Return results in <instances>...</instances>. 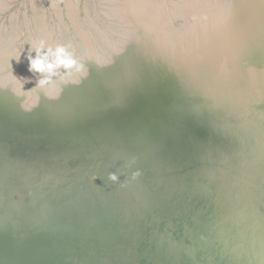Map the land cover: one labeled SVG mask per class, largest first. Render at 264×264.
<instances>
[{
	"label": "water",
	"instance_id": "1",
	"mask_svg": "<svg viewBox=\"0 0 264 264\" xmlns=\"http://www.w3.org/2000/svg\"><path fill=\"white\" fill-rule=\"evenodd\" d=\"M207 5L190 4L171 31L134 21L119 49L90 51L53 89L0 80V264L101 259L103 246L82 242L105 220L127 264H264V146L252 157L244 127L223 126L233 106L264 102V68L247 65L264 53V6ZM231 10L215 50L183 39L194 14ZM173 134V156L172 145L156 154ZM130 156L137 167L120 180L142 174L117 214L124 188L106 177Z\"/></svg>",
	"mask_w": 264,
	"mask_h": 264
},
{
	"label": "bare ground",
	"instance_id": "2",
	"mask_svg": "<svg viewBox=\"0 0 264 264\" xmlns=\"http://www.w3.org/2000/svg\"><path fill=\"white\" fill-rule=\"evenodd\" d=\"M10 1L11 0H3V2H2V0H1V2L3 4H5V5H9V2ZM183 1L184 0H180V1L173 0V2H176V3L179 2L180 3L179 5H182V6L186 5L185 6L186 9H190L189 8V5L190 4H194V5L195 4H198V0H194V1L192 0L190 2L189 1H185L186 3H184ZM48 2L50 4V6H52L54 8V12L57 15L58 9L56 7V1L55 0H48ZM77 2H78V0H66V5L71 9V11L67 13V15L71 14L73 11L74 12L77 11V7H76L77 6ZM99 2H100V4L102 6H105L107 3L108 4L111 3V4H114L115 5L114 8H112V9L115 10L114 15H116L115 16L116 18L119 17V16L117 17V15H120V18H119L120 21H122V22L124 21L127 26L128 25L130 26V30L128 31L129 33L132 31V29L134 27L132 25L133 22L134 21H137V20L139 22H141L142 20L148 22L149 26H151L154 30H157V31L158 30L159 31H163V29L166 30V31L167 30L168 31H171V30H174L175 28L177 29L178 27H181L183 20H186L188 18V16H189L188 13H186L185 16L183 15V17H181V19L179 18L180 16H178L180 22H178V24L175 25L174 28H172L173 26H172L171 23H173V18L172 17H169V16H168L169 18H167V17L164 18L163 16L161 17V15L159 14L160 13L159 12V7L156 6L155 0H105L106 3H102V0H99ZM168 3L169 2H167L165 4L169 6ZM171 3H172V1H171ZM177 5H178V3H177ZM201 5L199 7H201ZM1 6L2 5L0 3V12L2 11ZM38 6H39V2L37 0L36 1H33L32 7H33L34 11H36L35 12V15L33 16L34 22L33 23H30L29 22L30 20H29L28 21L29 23H27V24L26 23H24V24L22 23L24 25L23 28L27 29L26 27H28L27 30L30 31V33L28 32V34H25L24 31H21V38L17 37L18 36V33H19L18 32L19 31V27L16 25L15 22L13 23L14 26L11 24V26L9 27V29H12L13 28L11 31L8 30L7 32H5L4 31L5 29L4 30L0 29V42H1L0 43V70H1V67H2L3 64L9 63V62L5 61V59H7L6 58L7 57V54L8 55L9 54H13L12 51L14 49L17 50V48H20V49H18L20 66L23 67V69H24V70H21L22 73H21V71L20 72H17L16 71L17 69L15 70V68H14L13 71L12 70H9L10 72L8 70L7 71L5 70L4 73H2L0 71V80H1V78H5L7 80L9 79L10 81L13 80L17 87L18 86H21V84L24 83V79H27V74L25 73V69L27 67H29V60L26 58L27 57L28 50L29 49H32V48L35 49L36 47H39L41 40L43 41V39H42L43 37H44V40L45 41L48 39L49 42H50V39H52V40L54 39V38H46L45 33L51 35V34H53V32H57V34L60 31L64 32V26H63L62 22L57 23V25H55L56 24L55 23L52 26L51 25H48L46 22H44L45 24H43V22L41 21L43 19L41 18L40 11L38 13ZM203 7H204V5H203ZM174 10H175V8H174ZM161 11H162V9H161ZM116 12H118V13H116ZM104 15L106 16V14H104ZM165 16H167V15H165ZM234 16L235 15H234V13H233L232 10L231 11H228L226 13L219 14V15L211 14V15H203L202 16L201 14H194L191 17V19H190V21L188 23V24H190L192 26V28H189V29H191L190 31H187L186 30L185 35H183V39H186L188 37H190V39H193V38H196V36H197V37H199L200 41H195L196 43L195 42L190 43L189 47L193 43H195L194 46L197 45L198 43H200L198 45L199 47H201V48L198 49L199 52H201V50L203 48V45L204 46H207V45L210 46V45H212L213 46L212 49H213L216 46H219L218 44H222V40H220V39L223 38V35H225V34H227L229 32L228 31L229 29H227L226 27L229 25V23L232 22V20H234ZM12 18H14V17H12ZM70 20H71V22H74L75 23L76 17L74 16V14H73L72 19H70ZM37 22H38L40 28H37L36 27V24L35 23H37ZM124 22L121 23V24H124ZM161 22L164 23L165 25L162 24ZM101 24H103V23L101 22ZM72 25H73V28L76 30V32H80V33L83 32L84 34H86L87 36H89V38H91V39L94 37V34H96V32H95L93 34V37H92V35H91L92 33L90 32L91 30H89V29L87 30L86 29V25H85V27H83L84 25H81V24H72ZM190 25H189V27H190ZM127 26H126V28H127ZM81 27H82V30H81ZM57 28H58V31H57ZM90 28L93 29L92 27H90ZM108 28H110V27H108ZM195 28L198 31L196 34L192 33L193 30H195ZM41 29H42V32L43 33L41 32ZM86 31H89V33L87 34ZM105 31H106V29H105ZM255 32L258 33V34L259 33H263L264 32V24H259L258 25V29ZM41 34L43 36H41ZM55 35H56V33H55ZM47 37H49V36H47ZM219 37H221V38L218 39ZM40 38H41V40H40ZM55 38L56 39H54V40L55 41L57 40V44H59V40L60 39L58 40L57 37H55ZM117 38H119V37H117ZM125 38H126V36L123 37V38H121L119 40V44ZM7 40H9V42H7ZM201 40H203V41H201ZM217 40H219V41H217ZM68 41H69V39H68ZM49 42H48V44H49ZM37 43H38V46H37ZM61 45H62V42H61ZM73 45H71V46H73ZM93 45H95V44H93ZM111 46L112 47H115L113 45H111ZM110 48L108 47V49H110ZM72 49H73V47H72ZM5 50H7L6 51V54H4V51ZM213 50H215V49H213ZM16 52L17 51H15L14 54ZM74 52H75V50H74ZM106 52H107V50H106ZM31 55L33 57L35 56L34 53H31ZM15 57L16 56H14V58H13L14 60H16L18 56L16 58ZM72 58H75V57H72ZM14 63L16 64L17 62H14ZM251 64L249 63L247 65H251ZM74 69H77V70H74ZM78 69L79 70H82V67H78V62H76V65L74 66V68H72L71 70H69L70 71V75H68L66 77H63V78H67V77L70 78L72 76V74H74L73 73L74 71H76L77 73H79L80 71ZM63 71H64L63 69H60L59 72H58V75L54 79L56 80V79H59L60 77H62ZM13 75H16L17 77L18 76H20V77L22 76V80H20L19 78H17V79L14 80V76ZM74 76H75V74H74ZM11 77H12V79H10ZM7 80H5V81H7ZM27 84H28V82L27 83H24V90H26L27 88H29V86ZM55 84L56 83H54L53 85L44 86V87L46 89H53L55 87ZM233 107L235 108L234 110L233 109L230 110V111L228 110L227 112L224 113V115L225 116L231 115V116L241 117L242 118L241 121L243 123L242 124L243 126H238L234 121H227L226 123L224 122L223 126L224 127H226V126L229 127L230 130H233V128H237V127H244L243 128V134H245V137H247V145L249 147L250 154H251L250 156L253 157L254 150L257 147L264 146V102H262V103L258 102L257 104H254L251 107L248 106V108L245 107V108H247L249 110L248 113H246L247 111L244 108L243 109H241V108L239 109L238 106H233ZM188 135H189V132H183V134H182L183 141H185V142L187 141V139L189 137ZM179 138L181 139V136H178L177 137V135H175V134H173L172 136L170 135L167 138V140H170V141L164 142L162 149L156 150V154L157 153L158 154L161 153L163 151V148H167V147H170L172 145V149H171L172 151H171V154L170 155L173 156V151L176 150L177 147H175L173 144H171V142L173 140L179 141ZM251 151H253V152H251ZM133 167H137V165H134ZM121 170H123V168ZM123 171H125V170H123ZM130 187L131 186H129V185H127V187H123L124 188L123 191H122L123 192V195L119 196V199H118V202H117L118 204L115 207V212L117 214L122 209V206L119 205V203L122 202L121 198L124 195H128L129 194V190H127V188H130ZM122 192H121V194H122ZM101 224L103 226L102 227V233H101V235L100 234H98V236L96 235V237L93 240H91L89 238H85L82 243L86 247H91L93 242H97L100 245V247L103 246L105 248V251L102 252V254H103L102 256L103 257L101 256L102 257L101 259L92 258V259H89V260H85L84 264L85 263L86 264H127V259L125 257H119L118 256L119 255V251H118V246L115 243V234L111 230V228H112V222L110 220H105V222H101ZM71 239H72V237H71ZM72 247H76L77 249L80 248L77 245H74ZM82 259L83 258H80L81 261H82Z\"/></svg>",
	"mask_w": 264,
	"mask_h": 264
},
{
	"label": "rangeland",
	"instance_id": "3",
	"mask_svg": "<svg viewBox=\"0 0 264 264\" xmlns=\"http://www.w3.org/2000/svg\"><path fill=\"white\" fill-rule=\"evenodd\" d=\"M33 1H36V0H11L9 5H5V4L2 3L3 0H2V2L0 0V3L2 5L1 6L2 11L0 12V29H2V30L5 29L4 30L5 32H7L8 30L11 31L13 28L9 29V27L11 26V24L14 26L13 23L15 22L16 25L19 27V31H18L19 33H18L17 37L21 38V31H24L25 34H28V32L30 33V31L27 30L28 27H26L27 29L23 28L24 27L23 24L24 23L27 24L29 22L30 23L34 22L33 16L35 15L36 11H34V9L32 7ZM37 1L39 2L38 13L40 11L41 18L43 19V20H41V19L40 20L43 22V24H45L44 22H46L48 25L52 26L55 23H56L55 25H57V23L62 22V24L64 26V32L60 31L61 33L59 32L58 34H57V32H53V34H51V35L45 33L46 38H54V39H56L55 37H57L58 40L60 39L59 40V44H57V40L55 41L54 39L53 40L50 39V42H49L48 39L45 41L44 37H43L42 38L43 41L46 42L45 46L46 47L50 46V47H52L54 49L57 46H60L61 42H62L61 46H64L66 48V51L71 55V57H75L73 59L75 61L77 60L76 62H78V67H81L82 60L85 58V56L88 55V53H90V51H92V53H95V55L100 57V59L102 57L104 58L107 55L106 50H108V47L110 48V47H112L111 45H113V46H115V47H112L113 49H115V50L119 49L126 42L127 39L122 40V42H120V44H119V40L121 38L125 37V36L126 37L129 36V35L127 36V34L129 33L128 31L130 30V26L129 25L127 26L124 21H123L124 24H121L123 22L120 21V19H119L120 15H117V17L119 16L118 18L115 17L116 16V15H114L115 10L112 9L115 6L114 4H111V3L108 4L107 3L105 6H102L100 4L99 0H78L77 6H76L77 7V11H75V12L73 11L74 16L76 17V20H75V23H74V22H71V20H70V14L67 15V13L71 11V9L66 5V0H55L56 1V7L58 9L57 15L54 12V8L52 6H50L48 0H37ZM171 1H172V3H171ZM171 1L170 0H163V1L162 0H155L156 6L159 7V12H160L159 14L161 15V17L163 16L164 18H166V17L167 18H169V17L173 18V23L174 22L175 23L174 24L171 23V24L173 26L172 28H174L175 25H177L178 22H180L179 18L181 19V17H183V15L185 16V14L187 13L188 9L185 8L186 5H184V6L179 5L180 4L179 2H177L178 3V5H177L176 2H173V0H171ZM176 1H180V0H176ZM185 1H189L190 2L192 0H184L183 2L186 3ZM216 1L218 2L219 0H198V4L199 5L198 4H195V5L197 7H199L201 4H202L201 6H203V5L205 6L207 4L208 5H214L216 3ZM167 2H169L168 3L169 6L165 4ZM102 3H106L105 0H102ZM21 5H23V7ZM174 8H175V10H174ZM161 9H162L163 12L161 11ZM116 13H118V12H116ZM104 14H106V16ZM165 15H167V16H165ZM178 16H180V17L178 18ZM12 17H14V18H12ZM51 17H52V20H53L52 22L50 20ZM235 17H236V14L234 16V20H232V22L229 23V25L226 27L227 29L232 28V27L234 28V22L236 20ZM38 22L35 23V24H36L37 28H40ZM101 22L103 24H101ZM72 24H81V25H84L83 27H85V25H86V29L87 30L88 29L91 30L90 32L92 33L91 34L92 37H93V34L95 32H96V34H94V37L91 39V38H89V36H87L83 32H81V33L80 32H76V30L73 28ZM162 24H164V23H162ZM126 26H127V28H126ZM90 27H92L93 29H91ZM108 27H110V28H108ZM105 29H106V31H105ZM81 30H82V27H81ZM57 31H58V28H57ZM41 32H42V29H41ZM86 32H87V34L89 33V31H86ZM55 33H56V35H55ZM41 36H43V35L41 34ZM47 36H49V37H47ZM117 37H119V38H117ZM220 38L221 37H219L218 39H220ZM68 39H69V41H68ZM40 40H41V38H40ZM217 41H219V40H217ZM7 42H9V40H7ZM48 42H49V44H48ZM93 44H95V45H93ZM71 45H73V46H71ZM37 46H38V43H37ZM72 47H73V49H72ZM18 49H20V48H17V50L14 49L12 51L13 54H14L15 51H17L14 55L13 54H9V55L7 54V57H6L7 59H5V61H7L9 63L3 64L4 66L2 65L1 70H0L2 73H4L5 70L6 71L7 70L8 71L9 70L13 71L14 68H15V70L17 69L16 70L17 72H20L21 70H24L23 67L20 66L19 61H16L17 59H19ZM74 50H75V52H74ZM6 51L7 50L4 51V54H6ZM32 53L35 54V52H32ZM14 56H16V57L18 56L16 60L13 59ZM14 62H17L18 64L17 63L15 64ZM251 62H253L255 64L252 63L250 66H253V67L257 66L259 68L260 67L264 68V53L261 54L260 56H257L256 59L252 60ZM256 64H258V65H256ZM28 69H29V67H27L25 69V73L27 74V80H28V84L27 85L30 87V84H31L32 80H34L33 79V75L34 74L36 75L37 73H32ZM74 70H77V69H74ZM21 73H22V71H21ZM73 73L76 74L77 72L74 71ZM74 74H72V76L70 78H72L74 76ZM37 75L39 76L40 74H37ZM14 76H16V75H14ZM17 78H14V80L17 79ZM39 78H40V76H39ZM10 79H12V77ZM4 80H7V79L4 78ZM21 80H22V78H21ZM58 80L59 79H56L55 83H57ZM11 81H13V80H11ZM227 117H228V119H230L229 121H234L238 126H243L242 125L243 123L241 121L242 120L241 117L231 116V115H229Z\"/></svg>",
	"mask_w": 264,
	"mask_h": 264
},
{
	"label": "clouds",
	"instance_id": "4",
	"mask_svg": "<svg viewBox=\"0 0 264 264\" xmlns=\"http://www.w3.org/2000/svg\"><path fill=\"white\" fill-rule=\"evenodd\" d=\"M33 51L35 52L34 57L31 55ZM26 58L29 60V71L41 75L37 80L36 85L29 90H24V83L28 82L27 79H24V83H22L20 86L21 92H29L37 87L53 85L55 83L54 78L58 75L60 69L64 70L62 73V77H66L70 75L69 70H71L76 65V61L66 51V48L64 46H57L53 49L52 47H46L44 41L40 42L39 47H36L35 49H29ZM17 61H19V59H17ZM14 78L17 77L14 76ZM136 164L137 157L130 156L125 160L123 170H130ZM123 170L118 169L117 171L108 172L106 181L113 184H119V186L123 188L127 187V185L132 181H136L142 174L141 170L137 168L136 170L131 171L130 175L125 177V179L121 181L120 177L124 175ZM98 177L99 173L92 172L90 175V180L93 182Z\"/></svg>",
	"mask_w": 264,
	"mask_h": 264
},
{
	"label": "snow or ice",
	"instance_id": "5",
	"mask_svg": "<svg viewBox=\"0 0 264 264\" xmlns=\"http://www.w3.org/2000/svg\"><path fill=\"white\" fill-rule=\"evenodd\" d=\"M261 6H264V0H261Z\"/></svg>",
	"mask_w": 264,
	"mask_h": 264
},
{
	"label": "flooded vegetation",
	"instance_id": "6",
	"mask_svg": "<svg viewBox=\"0 0 264 264\" xmlns=\"http://www.w3.org/2000/svg\"><path fill=\"white\" fill-rule=\"evenodd\" d=\"M10 3V2H9ZM72 17H73V12L70 14V19H72Z\"/></svg>",
	"mask_w": 264,
	"mask_h": 264
}]
</instances>
